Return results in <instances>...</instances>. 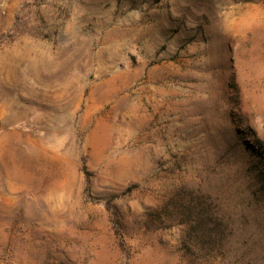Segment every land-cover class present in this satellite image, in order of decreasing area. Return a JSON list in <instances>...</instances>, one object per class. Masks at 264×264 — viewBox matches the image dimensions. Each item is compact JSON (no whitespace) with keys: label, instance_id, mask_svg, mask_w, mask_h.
<instances>
[{"label":"rangeland","instance_id":"1","mask_svg":"<svg viewBox=\"0 0 264 264\" xmlns=\"http://www.w3.org/2000/svg\"><path fill=\"white\" fill-rule=\"evenodd\" d=\"M0 264H264V0H0Z\"/></svg>","mask_w":264,"mask_h":264}]
</instances>
